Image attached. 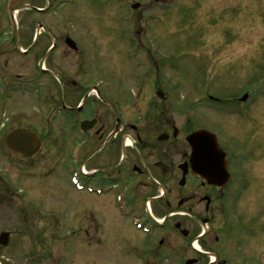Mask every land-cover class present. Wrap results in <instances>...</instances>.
Returning a JSON list of instances; mask_svg holds the SVG:
<instances>
[{
	"label": "rangeland",
	"instance_id": "rangeland-1",
	"mask_svg": "<svg viewBox=\"0 0 264 264\" xmlns=\"http://www.w3.org/2000/svg\"><path fill=\"white\" fill-rule=\"evenodd\" d=\"M69 1L55 13L46 14L45 21L64 22L67 28L80 31L76 32L79 40L88 45V76H101L107 82L117 76L121 87L115 91L123 102L120 107H135L132 104L138 102V82L134 76H142L148 62L140 58L139 64L130 62L133 47L126 38L131 34L133 25L129 19L133 21L134 12L121 0ZM138 1L142 9H150L144 20L153 22L148 25L150 55L155 62L152 71L156 72V80L165 85L169 102L178 111L188 104L191 125L216 131L226 152H231L232 140L244 144L242 140L252 130L244 120L245 110L258 109L264 122V0ZM33 2L43 5L45 0ZM2 4L0 0V9ZM16 4L20 2L13 0ZM25 19L23 12L16 13V22ZM114 22L117 30L112 27ZM6 50L7 46H3L1 64ZM107 87L111 88V84ZM244 92H248V100L245 104L239 102L241 106L236 99ZM31 97L28 91L12 90L11 98L0 93V124L10 112H24L15 115L9 125L6 122L0 133V233H9L7 245H0V264L144 263L139 257L141 252L131 248L137 244L127 243L140 238H135L128 222L114 218L116 209H102L99 217L95 209L101 200L93 201L94 216L92 220L87 216L92 200L83 192L76 193L70 179L68 142L60 145L55 140L47 157L41 152L34 157L33 168H22L5 149L3 135L9 128L21 124L38 126L37 113L45 101ZM232 125L236 126L235 134ZM243 129L247 130L246 136ZM43 145L42 152L48 150L47 144ZM237 172V182L244 183L245 189L238 192L236 188L235 202L224 205L219 217L222 225L227 223L226 237L231 244L222 247L228 249L223 255L232 262L258 264L256 258L264 250V161L256 165L253 175L246 168ZM221 223L208 222L204 226L219 233L217 225Z\"/></svg>",
	"mask_w": 264,
	"mask_h": 264
},
{
	"label": "flooded vegetation",
	"instance_id": "flooded-vegetation-1",
	"mask_svg": "<svg viewBox=\"0 0 264 264\" xmlns=\"http://www.w3.org/2000/svg\"><path fill=\"white\" fill-rule=\"evenodd\" d=\"M14 2L20 4L11 10L18 9L26 19L17 22V31L5 39L7 56L4 64L0 63V77L5 76L6 82L0 79V83L7 89L31 88L34 93L41 90L38 97L45 101L41 109L49 116L34 126L41 142L37 153L28 159L29 167L36 166L33 159L38 153L47 157L55 140L60 145L68 142L72 176L82 185L76 193L83 192L92 200L87 216L90 220L94 216L93 201L101 200L95 209L99 217L102 209H116L114 218L128 222L135 238H140L127 243L137 244L131 248L141 252L142 264H240L223 255L228 249L222 247L230 240L219 217L224 205L235 202L236 188L238 192L245 189L244 183L237 182V171L246 168L253 175L256 165L264 161V129H252L249 137L244 129V144L230 141L231 152H226L217 136L226 153L230 174L227 183L214 184L195 176L186 141V136L196 129L190 122V108L184 105L178 111L174 103L166 101L169 95L156 100L157 89L165 86L152 71L155 62L150 55L148 25L153 22H133V37L126 38L132 41L130 62L139 64L137 58L142 55L148 65L142 76H134L138 102L132 104L135 107L125 108L120 107L123 102L115 91L121 87L117 76L106 77L111 79L109 82L101 76H88V45L79 40L76 32L80 31L67 28L64 22L45 21V15L58 10L64 0H45L43 5L33 0ZM140 7L138 3L134 9ZM139 15L136 13V19ZM116 25L112 23L114 30L118 29ZM5 29H0V39L7 34ZM164 33L168 34L167 30ZM231 127L237 133L236 126ZM52 130L60 133L52 134ZM43 143L48 148L44 152ZM201 162L199 170L206 167L204 159ZM212 163L209 161L207 167ZM208 222L221 223L217 225L219 233L203 230L202 225ZM233 243L232 240V246Z\"/></svg>",
	"mask_w": 264,
	"mask_h": 264
},
{
	"label": "water",
	"instance_id": "water-1",
	"mask_svg": "<svg viewBox=\"0 0 264 264\" xmlns=\"http://www.w3.org/2000/svg\"><path fill=\"white\" fill-rule=\"evenodd\" d=\"M186 140L190 144L191 148L190 164L194 173L205 177L211 183L215 182L216 179L223 180L222 177H219L223 174L225 169L222 159L223 154L220 153L221 150L218 148V144L213 134H210L205 130H198L188 135ZM4 142L10 150L22 156L31 155L36 151L39 145L36 135L32 131L24 129H16L12 131L5 138ZM203 159L206 163V167H203L202 170H199V162L202 163L201 161ZM219 159L221 161V165H223V168H221V171L213 172L215 170V162H219ZM209 161L214 162V166L211 168L207 167ZM7 242L8 234L1 233L0 244L6 245Z\"/></svg>",
	"mask_w": 264,
	"mask_h": 264
},
{
	"label": "bare ground",
	"instance_id": "bare-ground-1",
	"mask_svg": "<svg viewBox=\"0 0 264 264\" xmlns=\"http://www.w3.org/2000/svg\"><path fill=\"white\" fill-rule=\"evenodd\" d=\"M195 247H199V246L196 245Z\"/></svg>",
	"mask_w": 264,
	"mask_h": 264
}]
</instances>
